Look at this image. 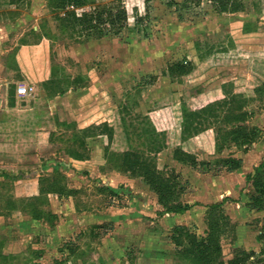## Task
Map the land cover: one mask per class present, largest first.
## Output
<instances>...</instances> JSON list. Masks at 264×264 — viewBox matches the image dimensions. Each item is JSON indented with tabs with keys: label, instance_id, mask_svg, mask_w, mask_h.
Here are the masks:
<instances>
[{
	"label": "rangeland",
	"instance_id": "rangeland-1",
	"mask_svg": "<svg viewBox=\"0 0 264 264\" xmlns=\"http://www.w3.org/2000/svg\"><path fill=\"white\" fill-rule=\"evenodd\" d=\"M110 1L91 0L78 12ZM237 3L220 12L210 0H125V27L87 39L63 31L47 0H0V264H194L179 256L173 228L203 237L208 206L217 202L232 224L224 258L243 248L255 252L246 264H264V209L247 207L254 193L247 176L264 160V135L247 151L224 150L243 158L235 172L196 169L175 154L183 147L203 160L214 152L212 129L183 139V107L232 91L251 97L264 82V0ZM245 24L255 29L245 32ZM184 60L195 62L193 72L173 76L170 66ZM20 84L34 89L18 95ZM246 109L264 131V99ZM123 117L164 133L156 163L176 176L189 210L161 214L144 179L116 167L112 153L130 146ZM106 120L112 138L89 136V159L72 158L75 131L64 122L83 129ZM55 176L74 193L40 194L42 178L47 185ZM33 205L56 218L34 219Z\"/></svg>",
	"mask_w": 264,
	"mask_h": 264
},
{
	"label": "trees",
	"instance_id": "trees-1",
	"mask_svg": "<svg viewBox=\"0 0 264 264\" xmlns=\"http://www.w3.org/2000/svg\"><path fill=\"white\" fill-rule=\"evenodd\" d=\"M21 0H10L11 3H18ZM91 0H47V6L55 13L56 19L61 24L63 31L69 30L71 36H84L101 38L114 30H121L128 20V10L125 0H111L100 5H93V9L78 12V9L85 8ZM186 2L201 0H185ZM220 12L236 11L240 4L237 0H210ZM95 4V3H94ZM251 25L245 24L243 30L250 32L254 30ZM34 33L37 30H33ZM195 69V62L184 60L170 66V73L173 76L188 75ZM255 95L247 97L241 93L230 92L220 99L211 100L193 108L183 107L181 117V130L184 140L201 136V133L212 129L214 131V152H210L209 159L199 160L195 153L177 147L175 154L177 159L190 165L193 168L203 171H227L235 172L244 163L242 157L235 155L222 156L224 150L231 145L247 151L263 135L261 127L250 123L252 113L246 109L250 100L264 99V82L254 88ZM15 90H9V105H15ZM124 129L129 149L123 152L112 153L116 159V167L134 175L141 176L157 195V201L164 213H184L191 208V205L182 202L180 199L182 187L176 176L166 174L160 170L156 163L155 154L160 152L164 146L163 132L156 128H145L142 122H128L123 117ZM74 128L75 136L73 148L68 150L69 155L76 160L89 159L87 138L98 134H107L112 138L113 126L106 120L99 124H92L86 128H77L76 122L69 124ZM215 129V130H214ZM58 171V170H55ZM58 176L46 178L48 184L44 185V179L40 183V194L55 193L60 197L70 196L75 190L64 187ZM61 177V176H59ZM251 182L254 193L247 203L249 209H264V160L252 173L247 176ZM100 191H107L115 194L107 187H99ZM29 200V198H28ZM27 200V201H28ZM25 204L26 199H23ZM32 203V202H30ZM34 219L50 222L56 218L55 214L44 217L42 210L34 205L31 209ZM207 228L205 235L201 238L186 225H176L173 228L172 240L176 244L178 254L181 258L189 260L194 264H246L254 255V251L238 249L231 258L226 260L222 250V238L232 226L230 217L223 208V202L213 203L208 206L206 213ZM258 239L264 245V227ZM264 254V246L261 251ZM264 261V258H263Z\"/></svg>",
	"mask_w": 264,
	"mask_h": 264
},
{
	"label": "built area",
	"instance_id": "built-area-1",
	"mask_svg": "<svg viewBox=\"0 0 264 264\" xmlns=\"http://www.w3.org/2000/svg\"><path fill=\"white\" fill-rule=\"evenodd\" d=\"M33 86H28L26 84H20L18 87H17V92L18 94L20 95H27L29 94L30 92L33 91Z\"/></svg>",
	"mask_w": 264,
	"mask_h": 264
},
{
	"label": "crops",
	"instance_id": "crops-1",
	"mask_svg": "<svg viewBox=\"0 0 264 264\" xmlns=\"http://www.w3.org/2000/svg\"><path fill=\"white\" fill-rule=\"evenodd\" d=\"M18 67H19V65H18ZM30 94V93H29ZM18 95H20V94H18ZM28 95V94H27ZM22 96H26V95H22ZM15 98H17L16 97V92H15ZM16 104H17V99H16V101H15V105L14 106H16ZM8 106H10L9 105V100H8ZM14 106H10V107H14ZM29 195V194H28Z\"/></svg>",
	"mask_w": 264,
	"mask_h": 264
}]
</instances>
